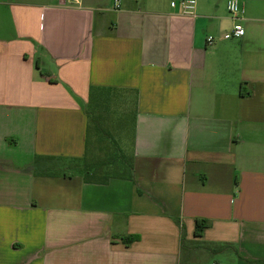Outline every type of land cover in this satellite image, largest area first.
<instances>
[{
  "label": "crops",
  "instance_id": "obj_1",
  "mask_svg": "<svg viewBox=\"0 0 264 264\" xmlns=\"http://www.w3.org/2000/svg\"><path fill=\"white\" fill-rule=\"evenodd\" d=\"M193 1L0 0V264H264V0ZM95 87L133 179L79 169Z\"/></svg>",
  "mask_w": 264,
  "mask_h": 264
},
{
  "label": "trees",
  "instance_id": "obj_2",
  "mask_svg": "<svg viewBox=\"0 0 264 264\" xmlns=\"http://www.w3.org/2000/svg\"><path fill=\"white\" fill-rule=\"evenodd\" d=\"M114 89L116 88L95 87L89 94L85 153L82 159V173L87 182L105 183L110 178L133 179L132 155L128 157L125 153H117L114 139L105 135L106 129L101 125L100 95ZM206 225L207 220L197 219L194 234L201 235Z\"/></svg>",
  "mask_w": 264,
  "mask_h": 264
},
{
  "label": "rangeland",
  "instance_id": "obj_3",
  "mask_svg": "<svg viewBox=\"0 0 264 264\" xmlns=\"http://www.w3.org/2000/svg\"><path fill=\"white\" fill-rule=\"evenodd\" d=\"M100 98L102 102L101 125L106 129L105 135L114 139L117 153H125L126 156L130 157L132 155L134 92L114 89L104 92ZM79 169L82 172V162L79 164Z\"/></svg>",
  "mask_w": 264,
  "mask_h": 264
},
{
  "label": "built area",
  "instance_id": "obj_4",
  "mask_svg": "<svg viewBox=\"0 0 264 264\" xmlns=\"http://www.w3.org/2000/svg\"><path fill=\"white\" fill-rule=\"evenodd\" d=\"M193 0H181V5L183 7V13L193 14ZM173 4V2H172ZM114 6L118 8L120 6V0H114ZM226 8L229 16L232 19V26L229 30L222 32L218 35V38L228 39L232 37H241L245 30L240 20L242 18V13L244 7L238 0H227ZM217 37L210 34L206 36V43L212 45L216 41Z\"/></svg>",
  "mask_w": 264,
  "mask_h": 264
}]
</instances>
